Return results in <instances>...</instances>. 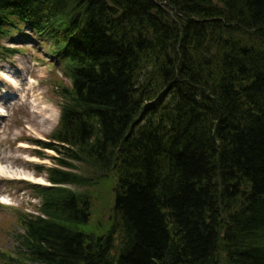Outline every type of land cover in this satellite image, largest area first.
Masks as SVG:
<instances>
[{
	"label": "trees",
	"instance_id": "trees-1",
	"mask_svg": "<svg viewBox=\"0 0 264 264\" xmlns=\"http://www.w3.org/2000/svg\"><path fill=\"white\" fill-rule=\"evenodd\" d=\"M22 28L70 85L34 141L51 185L0 264H264V0H0V38Z\"/></svg>",
	"mask_w": 264,
	"mask_h": 264
},
{
	"label": "rangeland",
	"instance_id": "rangeland-1",
	"mask_svg": "<svg viewBox=\"0 0 264 264\" xmlns=\"http://www.w3.org/2000/svg\"><path fill=\"white\" fill-rule=\"evenodd\" d=\"M21 31L0 38V46L8 49L0 52V258L21 251L18 214H37L40 202L33 187L48 185L47 174L37 173L38 167L55 166L57 154L40 149L34 140L48 141L59 121V85H70L68 71L64 62L56 61L51 42ZM76 165L75 172L91 174L86 165ZM21 174L34 180L18 178ZM89 191L92 213L85 227L102 232L112 216L114 187L100 182Z\"/></svg>",
	"mask_w": 264,
	"mask_h": 264
},
{
	"label": "bare ground",
	"instance_id": "bare-ground-1",
	"mask_svg": "<svg viewBox=\"0 0 264 264\" xmlns=\"http://www.w3.org/2000/svg\"><path fill=\"white\" fill-rule=\"evenodd\" d=\"M3 176V175H2ZM18 178H22V179H27V180H31V181H33L34 179H32V177H30V176H27V175H25V174H21V175H19L18 176ZM35 182H38V178L36 179L35 178Z\"/></svg>",
	"mask_w": 264,
	"mask_h": 264
}]
</instances>
